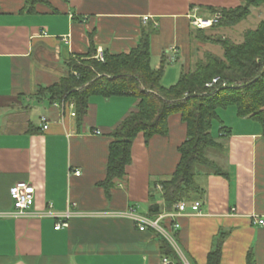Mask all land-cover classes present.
Returning <instances> with one entry per match:
<instances>
[{
	"label": "crops",
	"instance_id": "0c3cea01",
	"mask_svg": "<svg viewBox=\"0 0 264 264\" xmlns=\"http://www.w3.org/2000/svg\"><path fill=\"white\" fill-rule=\"evenodd\" d=\"M49 2L54 9L40 4L34 14L19 11L24 0H0V212L13 210L9 189L16 181L35 189L30 215L0 213V264H163L158 236L138 230L124 212L132 207L149 217V205L164 206L152 184L167 178L178 162L177 148L185 138L179 115L168 117L166 135L148 140L136 135L125 177L107 192L100 182L106 176L108 133L137 99L92 95L79 117L71 115L69 102H50L37 90L66 75V61L86 54L91 43L104 55L128 52L143 28L152 29L151 65L159 68L164 60L162 84L169 86L195 62L192 15L208 18L210 8L241 1ZM254 12L250 16L258 24L264 14L258 19ZM172 46L174 61L168 59ZM217 115L211 135L219 145L205 151L209 163L195 176L200 211L188 209L175 218L177 246L188 264H206L213 237L224 231L220 264H246L249 252L255 264H264V226L250 221L252 214L264 213V128L237 116L234 106L218 109ZM41 116L48 120L46 129ZM222 126L228 128L223 135ZM67 211V226L56 229L57 215ZM170 212L163 209L161 220Z\"/></svg>",
	"mask_w": 264,
	"mask_h": 264
},
{
	"label": "trees",
	"instance_id": "16d2710c",
	"mask_svg": "<svg viewBox=\"0 0 264 264\" xmlns=\"http://www.w3.org/2000/svg\"><path fill=\"white\" fill-rule=\"evenodd\" d=\"M240 1L236 7L210 8L211 14L220 15L210 29L234 26L247 19L253 8L264 5V0ZM40 4L52 7L49 0H24L19 11L37 14L36 7ZM151 33L150 28L141 29L134 48L115 54L106 52L103 62L92 57L96 48L91 43L86 54L75 55L66 61V75L37 91L47 95L50 102H72L79 117L85 114L88 98L92 95L105 98L132 95L137 99L135 108L108 133L111 141L106 176L100 182L107 192L117 180L125 177L136 135L143 133L146 140L154 135H166L168 117L179 115L185 126V138L177 148L179 159L173 172L152 184V189L161 186L164 201V206L149 205V217L155 219L163 209L175 211L179 201L191 204L200 195L195 176L197 168L209 163L205 151L219 145L211 135L218 109L234 106L237 116L252 118L264 128V19L254 29L245 30L238 43L227 37L203 35L205 29L195 28L192 37L220 45L223 55L205 52L203 57L195 60L192 68L181 71L176 82L169 86L162 84L164 60L159 68L151 65ZM215 77H218L217 82L207 87L205 84ZM219 131L223 135L228 128L222 126ZM175 223L172 218L159 220V225L177 243ZM148 229L160 240L162 258L183 264L171 243L157 230ZM225 236L224 231H219L213 237L206 264H220ZM246 264H255L251 252L247 254Z\"/></svg>",
	"mask_w": 264,
	"mask_h": 264
},
{
	"label": "built area",
	"instance_id": "2783aa9c",
	"mask_svg": "<svg viewBox=\"0 0 264 264\" xmlns=\"http://www.w3.org/2000/svg\"><path fill=\"white\" fill-rule=\"evenodd\" d=\"M220 15L218 13H214L211 17L205 18L200 17L197 15H192L191 24L196 28H207L212 25L213 22H215ZM144 19H147V16L144 17ZM170 55L169 60L174 61V59L177 56V49L175 46L170 47ZM94 59H96L99 62H103L104 52L101 47L96 48L95 53L92 56ZM218 80V77L213 78L210 82H207L205 85L207 87H211L214 83H216ZM69 106L71 108H74V104L72 102H69ZM71 115H75L74 111L71 112ZM42 123V128L46 129L48 127V120L45 116H41L40 118ZM98 132V131H96ZM75 175H79V170H74L72 172ZM158 189H161L160 185H156ZM34 194L35 189L34 186L24 180L16 181L9 189V196L12 202V211L11 212H0L1 214L5 215H11L14 217H22L30 215L29 209L34 204ZM201 202L196 200L193 201L191 204H188L185 201H179L175 205V211H171L167 215L175 219L177 216H179L181 213H185L188 209H190V212L192 213H198L200 211ZM45 213H37L36 216H43ZM46 215H51L50 212H47ZM124 215L131 218L133 222L135 223L136 227L140 231L147 230L148 228H152L160 232L173 246V248L177 251L180 258L183 260V264H188V262L185 260L182 252L180 251L179 247L177 246V243L175 240L171 237V235L165 231L160 225L159 220L161 219V215H158L155 219L150 218L148 216H143L141 214H138L135 212L134 208H130L128 212H124ZM70 212H65L64 214L57 215V220L55 222L54 227L56 229L66 227L67 226V220L70 217ZM59 217V218H58ZM251 224L258 225V226H264V213L262 214H252L250 216ZM174 228H178V224H174ZM163 264H169V260L167 258H162Z\"/></svg>",
	"mask_w": 264,
	"mask_h": 264
},
{
	"label": "rangeland",
	"instance_id": "374dc122",
	"mask_svg": "<svg viewBox=\"0 0 264 264\" xmlns=\"http://www.w3.org/2000/svg\"><path fill=\"white\" fill-rule=\"evenodd\" d=\"M254 13H253V17L256 18H260V16H262L264 14V5H260L258 7L254 8ZM264 16V15H263ZM255 18H252L250 15L248 16L247 19L243 20L241 23L236 24L234 26H230V27H221L218 29H210L211 27H207L204 28L205 29V33L203 35H210V36H222V37H227L230 38L232 41L234 42H241L242 41V36L245 30L247 29H254L257 25V22H255V20H253ZM197 41V44L194 45L195 48L194 51L195 52V57L194 60H196L197 58H201L203 57L205 52H211L217 56H222L223 55V50L221 48L220 45L215 44V43H211V42H204L201 41L197 38H195ZM197 46V48H196ZM41 110V108L39 109ZM38 114V112H36ZM213 129L215 128V126L217 127V123L213 122ZM212 129V130H213ZM183 261V260H182Z\"/></svg>",
	"mask_w": 264,
	"mask_h": 264
}]
</instances>
